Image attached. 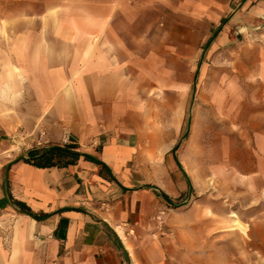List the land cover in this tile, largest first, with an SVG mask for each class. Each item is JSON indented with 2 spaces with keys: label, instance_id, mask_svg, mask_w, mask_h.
Masks as SVG:
<instances>
[{
  "label": "crops",
  "instance_id": "1",
  "mask_svg": "<svg viewBox=\"0 0 264 264\" xmlns=\"http://www.w3.org/2000/svg\"><path fill=\"white\" fill-rule=\"evenodd\" d=\"M205 38L227 58L215 69L228 76L210 87L217 112L244 105L247 78L258 98L264 0H0V152L12 156L6 138L20 152L0 183V264H129L111 224L147 210L152 196L139 188L155 181L141 170L175 143L167 106L186 101L190 52ZM250 131L228 161L250 202L245 264L252 250L264 256V130ZM65 134L81 155L74 164L24 161L31 149L63 147ZM202 249L195 263L230 264L218 244Z\"/></svg>",
  "mask_w": 264,
  "mask_h": 264
},
{
  "label": "rangeland",
  "instance_id": "2",
  "mask_svg": "<svg viewBox=\"0 0 264 264\" xmlns=\"http://www.w3.org/2000/svg\"><path fill=\"white\" fill-rule=\"evenodd\" d=\"M217 29L212 26L206 37L216 35ZM207 38L190 52L186 101L174 100L167 106L166 123L173 132L176 130L175 143L163 158L158 155L154 161H146L147 168L141 170L144 179L155 181L139 188L152 196L147 210L140 212L136 207L126 221L111 224L116 236L115 227L124 232L129 264H152L147 255L153 251L161 255L154 264H197L196 254L210 252L202 248L212 243L218 244L225 257H230V264H245V254L250 252L244 245L249 242L246 214L250 202L244 195V186L233 184L228 161L234 160L243 144L251 143L247 133L253 127L264 130V91L261 88L255 99L253 82L251 77L247 78L243 81L248 93L244 105L232 111L225 105L224 112H217L210 103V87L228 76L215 69L218 64H227V58L212 54ZM6 139L4 144L14 151L12 156L0 152V183L6 162L20 153ZM213 150L219 158L216 163L212 162ZM159 193L169 200L159 197ZM253 204L252 211L259 213L262 203L253 201ZM251 253L252 262L248 264H264L259 250Z\"/></svg>",
  "mask_w": 264,
  "mask_h": 264
},
{
  "label": "trees",
  "instance_id": "3",
  "mask_svg": "<svg viewBox=\"0 0 264 264\" xmlns=\"http://www.w3.org/2000/svg\"><path fill=\"white\" fill-rule=\"evenodd\" d=\"M80 156L79 153L74 151V146H52L43 149L29 150L24 161L38 168H60L74 164ZM164 198L168 199L166 197ZM34 217L39 219L37 216Z\"/></svg>",
  "mask_w": 264,
  "mask_h": 264
},
{
  "label": "built area",
  "instance_id": "4",
  "mask_svg": "<svg viewBox=\"0 0 264 264\" xmlns=\"http://www.w3.org/2000/svg\"><path fill=\"white\" fill-rule=\"evenodd\" d=\"M69 145V136L65 134L62 138V146H67Z\"/></svg>",
  "mask_w": 264,
  "mask_h": 264
},
{
  "label": "bare ground",
  "instance_id": "5",
  "mask_svg": "<svg viewBox=\"0 0 264 264\" xmlns=\"http://www.w3.org/2000/svg\"><path fill=\"white\" fill-rule=\"evenodd\" d=\"M117 232H118L119 236L122 238V240L126 241L123 232L121 230H119V229L117 230Z\"/></svg>",
  "mask_w": 264,
  "mask_h": 264
}]
</instances>
